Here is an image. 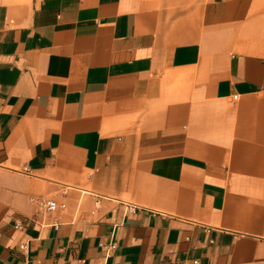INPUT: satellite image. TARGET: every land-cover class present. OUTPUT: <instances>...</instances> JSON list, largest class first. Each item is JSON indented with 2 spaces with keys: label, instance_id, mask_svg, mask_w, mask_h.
Here are the masks:
<instances>
[{
  "label": "crops",
  "instance_id": "0c3cea01",
  "mask_svg": "<svg viewBox=\"0 0 264 264\" xmlns=\"http://www.w3.org/2000/svg\"><path fill=\"white\" fill-rule=\"evenodd\" d=\"M0 264H264V0H0Z\"/></svg>",
  "mask_w": 264,
  "mask_h": 264
},
{
  "label": "built area",
  "instance_id": "2783aa9c",
  "mask_svg": "<svg viewBox=\"0 0 264 264\" xmlns=\"http://www.w3.org/2000/svg\"><path fill=\"white\" fill-rule=\"evenodd\" d=\"M24 170H26L24 168ZM42 208L45 210L46 213L51 214L57 210L63 209L65 207L64 203H58L55 200L52 199H40L39 200ZM134 210V207L132 205L128 206V211L131 212ZM55 221V219H54ZM56 224V223H55Z\"/></svg>",
  "mask_w": 264,
  "mask_h": 264
}]
</instances>
